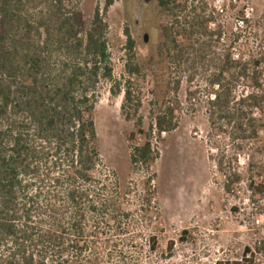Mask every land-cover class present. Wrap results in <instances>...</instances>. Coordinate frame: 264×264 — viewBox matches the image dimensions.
Returning <instances> with one entry per match:
<instances>
[{
  "label": "trees",
  "instance_id": "1",
  "mask_svg": "<svg viewBox=\"0 0 264 264\" xmlns=\"http://www.w3.org/2000/svg\"><path fill=\"white\" fill-rule=\"evenodd\" d=\"M79 1L0 0V264H146V254L157 249V236L143 231L157 221L159 207L151 186L159 154L151 136L177 128L175 107L162 102L147 134L141 130L140 103L129 87L139 72L131 35L124 29L129 79L117 81L103 15L96 7L87 24ZM112 2L105 0L104 11ZM159 5L176 13L182 8L178 0H159ZM171 16L163 32L169 64L212 69L205 110L218 153L209 152L208 158L224 177L222 188L231 194L241 177H248L247 202L257 197L261 204L264 181L253 177H264V57L260 51L256 59L246 57L231 45L222 54L212 51L221 35L219 25L208 30L213 15ZM237 42L238 35L232 44ZM240 80L250 83L238 94ZM192 81V75L186 78L189 85ZM122 82L120 112L126 121L134 118L138 133L145 135L129 153L131 166L148 172L133 211L124 207L129 185L120 193L115 177H94L103 167L92 119L98 91L108 84L116 96ZM179 84V79L172 83L174 92ZM199 92L188 89L187 99ZM126 105L132 106L130 115ZM188 237L183 230L178 240ZM259 246L264 248V241ZM167 250L171 254L172 241ZM253 260L251 248L244 247L240 262L215 264H256Z\"/></svg>",
  "mask_w": 264,
  "mask_h": 264
},
{
  "label": "rangeland",
  "instance_id": "2",
  "mask_svg": "<svg viewBox=\"0 0 264 264\" xmlns=\"http://www.w3.org/2000/svg\"><path fill=\"white\" fill-rule=\"evenodd\" d=\"M137 2L113 0L104 11L105 0H80L78 9L87 24L96 7L103 15L108 26L106 38L111 66L117 81L129 79L124 69L127 59L124 29H128L134 43V62L139 67V72L130 78L129 87L133 100L140 103L141 130L147 134L152 116L162 102L170 101L175 107L177 128L170 133L151 136L159 154L152 167L155 176L151 182L159 207L157 221L143 229L157 236V249L146 254V264L240 262L244 247L251 248L254 263L264 264V248L259 246V242L264 241V200L259 204L256 197L253 204L247 202L248 177H241L240 183L233 186V192L226 193L222 188L224 177L217 173L215 162L208 158L209 152L218 153L209 133L205 110V83L212 69L206 72L196 64L192 70L187 62L175 67L170 65L163 37L165 27L171 24V15H179L180 19L185 15H213L215 24H209L208 30L219 25L221 35L212 51L222 54L231 45L235 53L256 59L260 51L264 57V0H178L182 8L177 13L162 9L159 0H154L142 13L138 35L133 27ZM144 33L149 37L146 44L142 41ZM236 35L238 42L232 44ZM178 41L186 44L184 38ZM260 67L264 71V60ZM190 75L193 81L189 85L186 78ZM177 79L180 84L174 92L172 83ZM249 83L250 80H240L238 94L243 93V86ZM194 88H199L200 92L197 98L189 101L186 92ZM108 89V84L100 86L92 113L97 149L103 162L94 177H115L120 193L129 185L131 194L124 207L133 211L138 208L137 195L144 192L148 172L145 168L135 170L130 164L129 153L132 146L143 143L145 135L138 133L134 118L126 121L120 112L123 82L116 96H111ZM125 113H132L131 105H126ZM130 133L135 137L130 139ZM261 137L264 145V131ZM260 157L264 162V151ZM239 160L244 173V157L241 155ZM253 179L264 181V177ZM183 230L189 232V237L180 242ZM169 241L173 242L171 254L167 250Z\"/></svg>",
  "mask_w": 264,
  "mask_h": 264
},
{
  "label": "water",
  "instance_id": "3",
  "mask_svg": "<svg viewBox=\"0 0 264 264\" xmlns=\"http://www.w3.org/2000/svg\"><path fill=\"white\" fill-rule=\"evenodd\" d=\"M154 0H138L137 7L135 9V14L133 16V27L135 34L138 35L142 25V13L147 5H149ZM148 34L144 33L142 35V41L146 44L148 43ZM146 55V52H145Z\"/></svg>",
  "mask_w": 264,
  "mask_h": 264
},
{
  "label": "built area",
  "instance_id": "4",
  "mask_svg": "<svg viewBox=\"0 0 264 264\" xmlns=\"http://www.w3.org/2000/svg\"><path fill=\"white\" fill-rule=\"evenodd\" d=\"M219 12H222V9H220V11ZM245 15H248V9H245ZM243 23V21L241 20L240 21V24H242ZM263 78V77H262ZM153 134H155V133H153ZM161 134H164L163 132L161 133ZM156 135V134H155Z\"/></svg>",
  "mask_w": 264,
  "mask_h": 264
}]
</instances>
